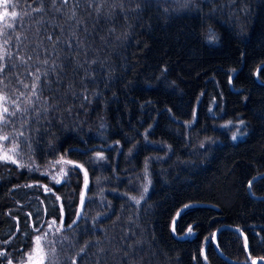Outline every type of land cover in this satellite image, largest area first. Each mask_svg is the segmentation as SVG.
Masks as SVG:
<instances>
[{"label":"trees","instance_id":"1","mask_svg":"<svg viewBox=\"0 0 264 264\" xmlns=\"http://www.w3.org/2000/svg\"><path fill=\"white\" fill-rule=\"evenodd\" d=\"M0 10L10 20L0 94L14 101L0 124L22 160L0 164V264L23 258L49 219L61 231L46 264L264 260V65L254 72L264 0H2ZM58 159L71 161L61 183L28 167ZM73 163L88 180L79 215ZM224 223L248 241L246 255L238 231L215 235L237 263L214 249Z\"/></svg>","mask_w":264,"mask_h":264},{"label":"rangeland","instance_id":"2","mask_svg":"<svg viewBox=\"0 0 264 264\" xmlns=\"http://www.w3.org/2000/svg\"><path fill=\"white\" fill-rule=\"evenodd\" d=\"M168 3L172 2V4H178V5H190L192 4V1L194 0H166ZM0 3H2V0H0ZM2 11L0 10V57L2 52H4V45L2 42V26L3 24L7 23L10 24L9 19H3ZM3 21V22H2ZM2 22V23H1ZM5 22V23H4ZM13 100H9V98H5L4 95L0 94V123L2 122L4 116L3 114L10 113V103H13ZM7 109V111H5ZM195 118V111L192 116V120L189 121L187 124H192L194 122ZM6 137V138H5ZM5 157H8L7 159ZM19 149L17 148V144L12 141L11 138H9L8 134H6L0 124V164L1 163H12L17 166H20L22 163V160L19 159ZM58 161H61L57 163ZM69 165L70 163L66 160H54L53 162H48L45 164H42V166H38L35 164H28V167L37 169L42 174L44 173L48 180L52 183H61L64 182L65 179L68 176L69 173ZM149 173L145 171L144 177V186L143 190L140 195L133 197V200L136 202H139L141 199L144 198V196L149 191V185H150V177L148 175ZM55 178V179H54ZM43 188H49L48 185L44 184ZM178 217V214H176L171 223V229L174 231V224L175 220ZM61 231V223L59 221H55L54 219H49L47 222H45V225H43L41 228L37 229L33 234V241L27 248L24 249V256L20 260L13 261L11 264H46L48 261L47 259L50 258V254L52 250L54 249V243L59 238L57 235L60 234ZM192 234L191 228L187 229L184 235L189 236ZM58 237V238H57Z\"/></svg>","mask_w":264,"mask_h":264},{"label":"water","instance_id":"3","mask_svg":"<svg viewBox=\"0 0 264 264\" xmlns=\"http://www.w3.org/2000/svg\"><path fill=\"white\" fill-rule=\"evenodd\" d=\"M264 65V61H262L257 67L256 69L254 70L255 72V76L257 74V71L258 69H260L262 66ZM74 165H77L79 167V169H81V171L83 172V185H82V188H81V193H80V198H79V206H78V211H77V214L79 215V212H80V209H81V206L83 204V199H84V195H85V189H86V186H87V183H88V180H87V173H86V170L83 168L82 165L78 164V163H73ZM247 188L249 189V185L247 186ZM224 227H228V228H231L233 230H236L239 232V234L242 236L243 240L245 241V251H246V255L248 254V241L246 240V237H245V234L243 233L242 229L238 228L237 226H232L230 224H222V225H219L218 227H216L214 229V232H213V235H212V241H213V245H214V249L216 251V253H218L224 260L226 259L227 261H230L232 263H237V261H233L231 259H229L226 255H224L222 252L219 251L218 249V246H217V243L215 241V235L217 234V232L219 231V229L221 228H224ZM255 264H259V262H261L262 264H264V260L259 257V258H255L254 261Z\"/></svg>","mask_w":264,"mask_h":264},{"label":"snow or ice","instance_id":"4","mask_svg":"<svg viewBox=\"0 0 264 264\" xmlns=\"http://www.w3.org/2000/svg\"><path fill=\"white\" fill-rule=\"evenodd\" d=\"M5 111H7V109H5ZM6 138V137H5ZM232 139L233 140H235L236 139V136L234 135L233 137H232ZM6 159L8 158V157H5ZM59 162H61V161H58L57 163H59ZM69 163H71V161H69ZM55 179V178H54ZM185 207H188L187 205L185 206ZM0 255H3V253H0ZM253 264H255V262H253Z\"/></svg>","mask_w":264,"mask_h":264}]
</instances>
